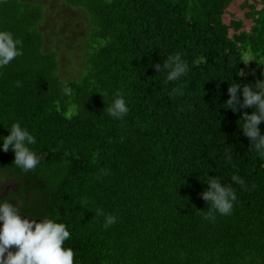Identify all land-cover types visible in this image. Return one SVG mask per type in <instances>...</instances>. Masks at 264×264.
I'll return each instance as SVG.
<instances>
[{"label": "trees", "instance_id": "16d2710c", "mask_svg": "<svg viewBox=\"0 0 264 264\" xmlns=\"http://www.w3.org/2000/svg\"><path fill=\"white\" fill-rule=\"evenodd\" d=\"M0 30L22 42L0 68V136L20 122L40 157L25 173L0 141V183L23 215L68 226L74 264H264V159L241 129L255 107L226 104L264 80V0H0ZM177 54L188 71L168 81L155 66ZM212 178L237 199L205 219Z\"/></svg>", "mask_w": 264, "mask_h": 264}, {"label": "clouds", "instance_id": "9594fccd", "mask_svg": "<svg viewBox=\"0 0 264 264\" xmlns=\"http://www.w3.org/2000/svg\"><path fill=\"white\" fill-rule=\"evenodd\" d=\"M103 44V41H101ZM22 42L14 37L13 33L0 30V68L10 64L16 57L22 55ZM157 73L167 72L168 81L179 80L188 71V64L179 54L170 56L161 66H155ZM242 75V74H241ZM17 87L21 82L17 81ZM177 91L176 89L173 90ZM230 98L226 104L233 111L240 104L239 97H243L240 107H255L252 114H244L241 127L244 135L250 139L251 147L264 159V134L258 127L264 121V80L255 85L234 83L228 88ZM62 95L73 96V90L67 84L62 87ZM76 106L73 105V108ZM107 113L114 119L122 120L128 113L129 107L123 93H116L110 104L107 105ZM74 113L70 110L69 118ZM9 135L0 136L2 150H11L14 155V164L23 172H28L37 167L40 157L30 147L36 143V137L29 130L21 126L20 122L13 123ZM232 180L244 185V180L234 175ZM208 188L201 193L202 198L211 205L212 211L205 219H214L213 212L220 215H230L234 202L237 199L236 192L229 186L223 185L218 178H212L207 182ZM95 216L103 217V228L107 230L117 223V217L106 214L103 209H97ZM0 264H74L75 251L71 247H65V241L71 238L68 226L63 222H57L52 218H33L21 213L20 207L9 200L0 198ZM15 246L17 251L13 254L8 251ZM8 251L7 258L4 253Z\"/></svg>", "mask_w": 264, "mask_h": 264}, {"label": "flooded vegetation", "instance_id": "af4514ba", "mask_svg": "<svg viewBox=\"0 0 264 264\" xmlns=\"http://www.w3.org/2000/svg\"><path fill=\"white\" fill-rule=\"evenodd\" d=\"M10 196V191L3 188V185L0 183V198H4L5 200H8V197Z\"/></svg>", "mask_w": 264, "mask_h": 264}, {"label": "rangeland", "instance_id": "374dc122", "mask_svg": "<svg viewBox=\"0 0 264 264\" xmlns=\"http://www.w3.org/2000/svg\"><path fill=\"white\" fill-rule=\"evenodd\" d=\"M245 60H246V62L247 63H252L253 62V60H254V56L252 55V53L251 52H248L246 55H245Z\"/></svg>", "mask_w": 264, "mask_h": 264}, {"label": "water", "instance_id": "95a60500", "mask_svg": "<svg viewBox=\"0 0 264 264\" xmlns=\"http://www.w3.org/2000/svg\"><path fill=\"white\" fill-rule=\"evenodd\" d=\"M8 251H10V250H8ZM8 251H6L5 253H4V259H6L7 258V255H8ZM12 252V251H11ZM13 253V252H12ZM14 254V253H13Z\"/></svg>", "mask_w": 264, "mask_h": 264}]
</instances>
